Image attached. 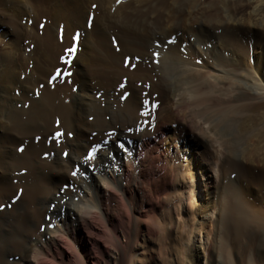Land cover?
Returning a JSON list of instances; mask_svg holds the SVG:
<instances>
[{
    "label": "bare ground",
    "instance_id": "bare-ground-1",
    "mask_svg": "<svg viewBox=\"0 0 264 264\" xmlns=\"http://www.w3.org/2000/svg\"><path fill=\"white\" fill-rule=\"evenodd\" d=\"M0 1V10L4 11L0 17L10 20L12 15H26L30 8H34L37 20L44 17L36 43L41 51L33 52L34 66L24 81L18 80L16 70L23 57L15 59L10 55L18 50L19 41L10 39L0 48V202L6 195L13 198L16 191L19 193L12 207L0 212V264H199L201 260L204 264H235L230 247L251 227L263 231L264 214L246 212L237 186L217 188L220 181L216 179L214 188L220 190L217 203L211 179H204L197 149L205 140H211L221 157L231 160L242 124L264 110V86H259V82L264 85L260 75L264 74V0H150L148 4L145 0H131L117 9L122 15L120 22L107 14L111 0H10L11 8L7 7L13 14L8 16L6 3ZM24 1L27 5L22 4ZM92 4H96L95 16L87 31L85 20ZM149 17H154L152 24L147 22ZM59 21L64 25L61 44L56 40ZM11 27L14 33L23 30L19 24ZM107 30H112L117 40L115 49L106 36ZM78 33L82 37L81 50L74 61L77 68L72 78L79 92L65 93V85L51 89L41 78L50 72L47 62L56 65L55 56L62 55ZM164 34L175 35L172 57L192 66L185 74L200 76L211 60H223L229 71L211 65L214 75L209 71L202 81L198 77V83L186 81L189 88L186 86V92L178 94L175 83L151 76L148 57L145 59L153 36ZM244 41L247 45L241 44ZM207 44L211 48L202 50L201 46ZM254 45L261 51L253 53ZM225 55L229 58L225 59ZM199 60L201 65L197 64ZM217 74L230 82L250 83L260 96L247 98L251 102L241 110L230 102L225 105L231 98H227L229 93L220 96L210 88L209 81L213 86L220 82ZM123 80L127 86L122 92L126 93H107ZM136 81L149 84V89L136 88ZM15 85L20 89L19 96L11 93ZM96 86L105 93H92ZM184 86L181 89H186ZM201 87L212 89L213 96L209 92L205 95L209 88L202 94ZM33 89L38 90V98L33 97ZM237 99L234 97V102ZM168 109L190 112L195 122L188 121V116L187 120L174 117ZM156 111L158 116L153 117ZM171 120L178 124L176 141L163 136V127ZM57 130L61 135L53 138ZM190 148L196 152H189ZM89 152L92 158L86 160ZM186 157L194 163L191 193L204 194L202 204L191 206L198 217L195 233H204L201 241L186 224L183 233L174 230L171 202L162 214L165 223L154 226L145 221L161 210L164 188L174 181ZM244 160L248 165L254 162ZM210 168L219 180L221 166ZM235 168L233 161L226 169L234 172ZM80 169L87 170V179L72 175ZM183 202L190 212V202ZM215 211L218 218L213 226L211 216ZM95 223L101 230H94ZM211 226L222 235L211 236ZM250 261L246 264H264V254L257 256L256 263Z\"/></svg>",
    "mask_w": 264,
    "mask_h": 264
},
{
    "label": "rangeland",
    "instance_id": "rangeland-1",
    "mask_svg": "<svg viewBox=\"0 0 264 264\" xmlns=\"http://www.w3.org/2000/svg\"><path fill=\"white\" fill-rule=\"evenodd\" d=\"M131 0H119V2H117V0H111L107 6V14H109V16L111 18H115L118 22L121 21V18H122V15L120 14V12L117 13V9L126 4V3H129ZM147 2L145 3H149L150 0H145ZM210 1V0H209ZM1 2V1H0ZM4 3L2 4H5V9L7 11H5V15L8 16L10 15L11 13L13 14V10L12 9H9L11 8V5H12V2L10 0H3ZM11 3V4H10ZM24 3V5H27V3L24 1L22 2V4ZM196 3V2H194ZM200 3V2H198ZM8 5V7H7ZM93 5V6H92ZM90 6L91 8V11L90 13H88L87 17H86V20H85V29L87 31H90L92 25H93V19H94V16H95V9H96V4H92ZM30 6V5H29ZM139 7V6H138ZM1 9L2 6H0ZM11 10V12H10ZM30 10V11H29ZM29 10H27V13L26 15H15L11 17V19H7L6 17H0V48H4L7 43H9L8 41L13 40L15 41H19V44H18V50L15 52V54L17 53V56L14 54V52H10V55L11 57L15 58V59H18L20 57H23V63L21 61V64L19 66H17V76H18V80L19 81H24L25 80V77L31 73L30 70L33 69V66H34V61H33V52L38 50V51H41V48L39 46L36 45L39 36H41L42 32H41V25L42 24H39L42 22L43 19L40 18V20H37L35 18V10L34 8H30ZM33 10V11H32ZM45 10V11H44ZM1 11V10H0ZM9 11V12H8ZM44 12L47 11V8H44L43 9ZM42 11V12H43ZM4 11H1L0 14H2ZM31 12V13H29ZM9 13V14H8ZM117 13V14H116ZM8 14V15H7ZM36 14V13H35ZM17 17V19L15 20V18ZM21 19H20V18ZM190 17V16H189ZM7 19V20H6ZM19 19V20H18ZM34 19V20H33ZM9 20V21H8ZM13 21V22H12ZM16 21V23H15ZM19 22V23H18ZM147 22L152 24L154 22V17H149L147 19ZM3 23V25H2ZM9 23V24H8ZM38 23V24H37ZM15 24H19L20 26H22L23 30L18 33H14L13 32V28L11 27L12 25H15ZM7 25V26H6ZM10 25V27H9ZM64 25L62 23V21H59L58 22V25H57V28H56V40L59 44L62 43L63 41V37H64ZM15 31V30H14ZM27 32V33H26ZM106 33V36L107 38L109 39L112 47L115 49L116 48V44H117V40L116 38L114 37V33L112 30H107L105 31ZM17 34V35H16ZM7 35V36H6ZM16 35V36H15ZM77 35V36H76ZM166 38H165V37ZM171 36V37H170ZM157 37V38H156ZM16 38V39H15ZM26 38V39H25ZM165 38V39H164ZM169 38V39H168ZM175 39V35H169V34H164V35H155L153 36V38L151 39L150 41V44H149V47L147 48V56L145 57L149 67L151 68L152 70V74L151 76H153L155 79L157 78H160L162 79L163 77L165 79L163 80H167L169 83H175L176 88H179L178 91L179 93L178 94H182V92H186L187 90V87L189 88V84H187V82L191 84L192 83H195L197 82L198 80V77H200L199 79V82L203 80V77L207 78V74L209 75H214L212 73L213 70H211V65H215L217 66V68H219L220 70L222 71H229L230 68H228L229 66H226L225 63L223 62L222 59V63L221 61L217 62H212L210 61V64L207 68H204L200 73L201 75L200 76H197V77H194L196 80L193 81V75L191 73H188L189 75H187V73L185 74V72H190L189 71V68L192 69V66L191 65H184L183 63H180V60L179 59H176L177 57H172L173 54H174V39ZM20 39V40H19ZM71 39V38H70ZM72 45L70 44V46L67 48V49H64L62 55H57L55 56L56 58V65L53 66V64H50L47 62L48 64V67L50 68V72H47V74L45 73L44 76L42 75L41 78L43 79V81L46 80V83L47 85L53 89V88H62L63 85H65V93H72L74 95H76V93L79 92V89L77 87V85L74 84L73 82V78H72V74L73 72L76 70L77 66L75 65L74 61L77 57V54H79L80 52V45H81V42H82V37L81 35L78 34H75V37L72 38ZM159 39V40H158ZM164 39V40H163ZM24 40V41H23ZM29 40V41H28ZM156 40V41H155ZM163 40V41H161ZM26 41V42H25ZM116 41V42H115ZM169 41H173L172 43H169ZM246 41L244 42H241V44H245L247 45V42L245 43ZM163 43V44H162ZM15 47V44H13ZM159 45V47H157ZM173 45V46H172ZM242 45V46H243ZM12 46V45H11ZM170 46V47H169ZM72 47L74 48V51L73 52H69L68 49ZM35 48V49H34ZM202 50L204 49V51L206 50V48H211V45L210 44H207L205 46H201ZM258 48V47H257ZM254 45V47L252 48V51L253 53H258L261 51L260 47L257 49ZM22 49V50H21ZM169 49V50H168ZM241 51H242V48L240 47ZM66 50V51H65ZM24 51V52H23ZM79 51V52H78ZM170 51V52H169ZM172 51V52H171ZM240 51V50H239ZM68 52V53H67ZM116 52V50H115ZM153 52L157 53L158 55L157 56H153ZM171 53V54H170ZM166 54V55H165ZM31 56V57H30ZM61 56V57H60ZM64 56V57H63ZM73 56V57H72ZM227 56V57H226ZM17 57V58H16ZM174 58V59H173ZM229 58V55H225V59H228ZM25 59V60H24ZM29 59V60H28ZM28 60V61H27ZM151 60V61H150ZM166 60V61H165ZM174 60V61H173ZM201 60V58H200ZM197 61V64L198 65H201L202 62ZM27 61V62H26ZM164 61V62H163ZM177 61V62H176ZM179 61V62H178ZM214 63V64H213ZM26 64V65H25ZM178 64V65H177ZM171 65V66H170ZM183 65V66H182ZM220 65V66H219ZM224 65V66H223ZM22 66V67H21ZM170 66V67H169ZM223 66V67H222ZM54 67V68H53ZM242 67V66H241ZM251 67V70H249V72L251 71V73L253 72L252 70H254L253 68V65L251 64L250 65ZM52 68V69H51ZM180 68V69H179ZM186 68V70H185ZM228 68V69H227ZM68 69V70H67ZM184 69V70H183ZM168 70H170V73ZM180 70V71H179ZM183 70L184 74L183 75V72L181 71ZM160 71V72H159ZM204 71V72H203ZM210 71V72H209ZM240 71V70H239ZM241 71H242V68H241ZM21 72V73H20ZM174 72V73H173ZM182 75L180 77V74H177L179 73ZM209 72V73H208ZM244 72V71H243ZM179 76V78H176L177 75ZM193 73V72H192ZM204 73V74H203ZM28 74V75H27ZM157 74V75H156ZM203 74V75H202ZM207 76H206V75ZM26 75V76H25ZM160 75V76H159ZM168 75V76H167ZM192 75V76H191ZM219 75V83L218 84H212V81H209L211 79H209V84H210V88L213 87V89L216 90V92H219V93H216V94H219L220 96H223L224 94L226 93H229V94H226L227 95V98H231L230 99H227V102L225 101V105L226 103L229 104V102L231 103V105H234L235 108H238L241 110V108L243 109V107H246L249 105V99L247 98H252V97H256L257 95V98L258 96H260V93H259V90H258V93H257V89L254 88L250 83L248 82H235V81H228L227 79H223V75L222 74H217ZM261 77H262V82H264V74L261 73L260 74ZM172 76V77H171ZM184 76H189V77H185L187 79L184 78ZM55 77V78H53ZM167 77L169 79H167ZM191 77V80H189V78ZM202 77V78H201ZM33 78H35V75L33 76ZM180 79L179 81V86L176 84L178 83L177 80ZM181 78H184V79H181ZM229 78V77H227ZM126 79V78H125ZM172 81H171V80ZM67 80V81H66ZM71 80V81H70ZM176 80V81H175ZM182 80V81H181ZM224 82H222V81ZM70 81V82H69ZM171 81V82H170ZM187 81V82H186ZM91 85H95V81H91ZM109 82V81H108ZM107 82V83H108ZM184 82V84L182 83ZM49 83V84H48ZM198 83V82H197ZM247 83V84H246ZM67 84V85H66ZM74 86H73V85ZM186 84V85H185ZM228 84V85H227ZM231 84V85H230ZM258 84V83H257ZM261 84V85H260ZM54 85V86H53ZM62 85V86H61ZM115 84L111 85V88L114 86ZM121 85H123V87H121ZM182 85V86H181ZM185 85V86H184ZM189 85V86H188ZM219 87H218V86ZM61 86V87H60ZM127 86V83H126V80H123L122 82H120L119 84L115 85V87L113 88V90H109V92L107 91V93H126V92H122V89H124L125 87ZM133 86H135L136 88H144L145 89H149V84L147 83H144L142 84L141 81H136L133 83ZM186 87V89L182 88L181 87ZM212 86V87H211ZM217 86V87H215ZM229 90H227L228 88ZM252 86V87H251ZM259 86H264L261 82H259ZM64 87V86H63ZM73 87V88H72ZM98 86H96L95 88V91H93L92 93H97V94H101V93H105L103 90H99V87L97 88ZM231 87V88H230ZM17 88V89H16ZM69 88V89H68ZM208 89L207 87H201V90H202V94L203 92H205L206 89ZM207 91L206 90V96L208 95V92L210 94V97L213 96V93H210L212 89H210ZM219 88V90H218ZM225 88V89H224ZM248 88V89H247ZM251 88H253L252 90H250ZM180 89H181V92H180ZM231 89V90H230ZM14 91H12L11 93H13L15 96H19L20 93V89L17 85L14 86L13 88ZM200 90V92H201ZM225 90V91H223ZM227 90V91H226ZM68 91V92H67ZM88 91V90H87ZM251 91V92H250ZM225 92V93H224ZM256 92V93H255ZM33 97L35 98H38L39 97V93H38V90L37 89H33ZM201 94V93H199ZM212 94V95H211ZM259 94V95H258ZM263 94V93H261ZM192 95V94H191ZM226 95H224V97H226ZM229 95V96H228ZM190 96V95H189ZM209 97V96H208ZM233 97V98H232ZM234 97H237V101L234 102ZM123 98V99H122ZM121 100H124V97H121ZM232 100V101H231ZM213 104H215L214 101H212ZM211 102V103H212ZM247 104H246V103ZM233 103V104H232ZM239 104L241 105L242 104V107L239 106ZM224 105V106H225ZM230 105V104H229ZM223 105H220V107H224ZM174 112H173V111ZM168 109V112L170 115L172 116H177V118H180L182 120H187L188 117L191 118V119H188V121H191V122H195V119L190 117V112L188 113L187 111L183 112V113H178L177 110L175 109ZM158 111V110H157ZM154 112L153 114V117H157L158 116V112ZM176 111V112H175ZM177 115H176V114ZM188 113V114H186ZM179 114L181 116H183V114H185L182 118L181 116H179ZM188 116V117H186ZM261 116V117H260ZM184 118V119H183ZM257 118V119H256ZM253 119V120H252ZM252 119H248L246 120L243 124H242V128L241 130L239 131V135L238 133L236 134V136L238 135V139H239V142H237L236 146L233 150V152L235 151V154H233L234 156L232 157L231 160L234 161V165H235V170L234 172H228L227 171V164H230L231 160H226V158L223 159V157H221V152L217 150L216 147H213L214 146V143H212L211 140H205L203 143H202V146L200 145L197 149V158H199L201 160V162L203 164H201V166L203 167V175H204V179L207 177H209V179H211L212 181V191L215 193V200L217 201L218 203V198H220V190L219 189H215L214 188V184H216V179L217 181L219 182L216 186L217 188L218 187H224V188H227V186L229 184H231L232 186L238 188L241 192V198L242 200L245 202V211L246 212H249V210L251 212H258L260 214H264V110H261L259 115H256L255 117H252ZM259 122H256L258 121ZM254 123H253V122ZM173 122V124H172ZM55 123V124H54ZM54 123L53 125L57 126V122L56 120H54ZM169 125L166 127H163V136L164 138H166V140H169L171 137L174 138L173 140H178L179 139V133L177 131V127H178V124L177 122H174L173 120H171L170 122H168ZM247 124V125H245ZM249 124L251 126H249ZM171 125V126H170ZM247 127V128H246ZM250 127V128H249ZM261 127V128H260ZM203 128V127H201ZM263 129V130H262ZM245 130V131H244ZM252 133H251V132ZM259 131V132H258ZM59 132L58 130L53 132L52 133V137L53 138H58L55 134ZM247 132V134L245 133ZM250 132V133H248ZM263 132V134H261ZM60 133V132H59ZM127 133V132H126ZM254 133V134H253ZM128 134V133H127ZM177 134V135H176ZM243 134V135H242ZM246 134V135H245ZM249 134V136H248ZM129 135V134H128ZM245 135V136H244ZM251 135L252 138H249ZM257 135V137H256ZM263 135V136H262ZM255 136V137H254ZM169 137V139L167 138ZM260 137V138H258ZM242 138V139H241ZM258 138V139H256ZM262 138V139H261ZM38 138H35V140H37ZM249 139V140H248ZM256 139V140H255ZM260 139V140H259ZM255 144H254L251 142ZM210 141V142H209ZM243 141V142H242ZM245 141L248 142L247 145L249 146L250 144L253 146L251 147V145L249 146L250 148H248V146H245ZM263 141V142H261ZM207 142V143H206ZM209 142V143H208ZM250 142V144H249ZM213 144V145H212ZM208 145V146H207ZM211 146V147H210ZM240 147V148H239ZM246 147V148H245ZM210 148V149H209ZM214 148V149H213ZM240 150H239V149ZM243 148H245L244 151L248 152V153H243ZM237 149V150H236ZM248 150V151H247ZM251 150V152H250ZM17 151V149H16ZM196 152V150L194 151V149L191 150V148L189 149V152ZM214 151V152H213ZM241 151V152H240ZM188 152V154H190ZM219 152V153H218ZM217 153V154H216ZM219 154V156H218ZM243 154V156H242ZM217 156V157H216ZM247 156V158H246ZM64 158V156L62 157ZM253 159L254 162L250 163L249 165L245 162L244 159ZM189 157H186V160L184 159L183 160V163L181 165V168L180 170L178 169V172H177V176H175L174 178V181H171L169 186L165 187L164 188V193L162 195V198L160 199L162 201V208L160 211H158L153 218H151L150 216L145 218V221L148 222V223H152L154 226H157L159 225L160 223H165V216L162 215L164 210L168 207L169 203L168 202H171V207H172V214L173 216H171L172 220H174L175 222V229L178 233H180V231L183 233L182 230H184V228L186 226H188L189 228H191L192 230H194L196 228V222L198 221V217L195 216V213L193 212L194 209H191V206L194 205V207L196 206H199L200 204H202L200 201L202 199H204V194L202 195H197V196H194L192 195L191 191H192V175H193V167H194V163H193V160L192 161H188ZM216 160V161H215ZM222 160V161H221ZM224 160V161H223ZM205 162H207V164H205ZM213 162V163H212ZM217 163V165L215 163ZM230 162V163H229ZM211 163V164H210ZM256 163V164H255ZM209 164V165H208ZM215 164V165H213ZM246 164V165H244ZM225 165V166H224ZM259 165V166H258ZM216 167V169L221 168L219 169V180H218V176L215 175L214 177V173L210 170L211 168L210 167ZM253 167V168H252ZM242 171V172H240ZM259 168V169H257ZM244 169V170H243ZM250 169V170H249ZM222 170V171H221ZM237 170L239 172H237ZM246 170V171H245ZM87 170H82L80 169L77 174L79 175V177H83L86 178L87 177ZM249 171H252V172H249ZM181 172V173H180ZM212 172V173H211ZM237 172V173H236ZM224 173V174H222ZM228 173V174H227ZM234 173V174H233ZM246 173V174H245ZM251 173V174H250ZM16 174V173H15ZM20 174L19 172H17V175ZM21 174L23 175V172L21 171ZM182 174V175H181ZM233 174V175H232ZM249 174V175H248ZM237 175V176H236ZM244 176V177H243ZM184 177V178H182ZM217 177V178H216ZM222 177V178H221ZM87 179V178H86ZM182 180V181H179ZM230 179V180H229ZM253 179V180H252ZM229 181V182H228ZM232 182V183H231ZM260 182V183H259ZM177 183V185L175 184ZM263 185H262V184ZM174 184V185H172ZM194 184V182H193ZM228 184V185H227ZM237 184V185H236ZM168 192V193H167ZM10 195H13V194H10ZM19 193L16 191L15 192V196L13 198H9V195H6L5 198H3V201H1V205H0V212H3L4 210H9L18 200V196ZM176 197H175V196ZM217 196V197H216ZM9 198V199H8ZM178 198V199H177ZM182 198V199H181ZM172 199V200H171ZM187 199L188 202H190V206H189V210L190 212H188L184 206V203L183 201ZM201 199V200H200ZM8 200V201H7ZM6 203V204H5ZM173 203V204H172ZM247 203V204H246ZM192 204V205H191ZM248 205V206H247ZM182 206V207H181ZM52 207V206H51ZM193 207V208H194ZM248 207V209H247ZM163 210V211H162ZM248 210V211H247ZM160 213V214H159ZM194 214V215H193ZM192 216L194 218H192ZM164 218V219H163ZM211 222H212V225L214 226V223L217 222V218H218V212L215 211L214 214L211 216ZM152 219V220H151ZM181 220V221H180ZM184 220V224L182 223V221ZM190 221V222H189ZM192 225H191V224ZM183 224V225H182ZM186 224V226H185ZM95 225V227H94ZM93 225L94 227V230H101V228L96 225V223ZM195 225V226H194ZM97 226V227H96ZM185 226V227H184ZM184 227V228H183ZM195 227V228H193ZM214 227L211 226V232L209 230V233L210 235H218V236H221L222 233L217 231L215 228L213 229ZM209 227H207V230L208 231ZM213 229V230H212ZM254 229V230H253ZM256 228L254 227H251L250 230L244 235L241 237V239H238L239 242H237V244L233 245L232 247H230L231 249V252L233 253V259L235 261V264H246L247 263V260L251 259L250 262L252 263H256V259H257V256H260V255H263L264 254V245L262 244L264 241V229L263 231H260L257 230ZM190 231V229H189ZM217 231V232H216ZM251 232V233H250ZM259 233V234H258ZM261 233V234H260ZM191 234V233H190ZM192 235L195 236V238H197V240L201 241V236L204 235V233H195V230L192 231ZM193 236V237H194ZM197 236V237H196ZM98 237H95V240L97 239ZM97 243L99 242L100 244V241H96ZM260 242V244H259ZM84 244H86L84 242ZM263 246V247H262ZM261 247V248H259ZM86 248L89 250V246H88V243L86 244ZM197 251H199V253L202 251V247L199 245V247L197 248ZM260 253V255H259ZM255 257V258H254ZM9 262L12 260V258L8 259ZM204 260H201L199 262V264H204Z\"/></svg>",
    "mask_w": 264,
    "mask_h": 264
},
{
    "label": "snow or ice",
    "instance_id": "snow-or-ice-1",
    "mask_svg": "<svg viewBox=\"0 0 264 264\" xmlns=\"http://www.w3.org/2000/svg\"><path fill=\"white\" fill-rule=\"evenodd\" d=\"M117 2H119V0H117ZM172 42H173V41H169V43H172ZM157 47H159V45H158ZM68 51L71 53V52L74 51V48L70 47V48L68 49ZM152 55L155 57V56H157L158 54L155 53V52H153ZM125 63H126V66H127L129 62L126 60ZM53 78H55V77H53ZM121 87H123V85H121ZM145 103H147V101H145ZM141 114H142V115H145L146 113H141ZM55 135L58 137V136H60L61 134H60L59 132H57ZM91 158H92V153H91V152L85 154V159H86V160H90ZM76 174H77V173H75V172L72 173V175H76Z\"/></svg>",
    "mask_w": 264,
    "mask_h": 264
}]
</instances>
